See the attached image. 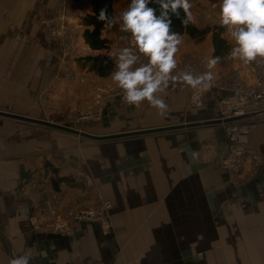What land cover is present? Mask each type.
Masks as SVG:
<instances>
[{
    "label": "crops",
    "instance_id": "obj_1",
    "mask_svg": "<svg viewBox=\"0 0 264 264\" xmlns=\"http://www.w3.org/2000/svg\"><path fill=\"white\" fill-rule=\"evenodd\" d=\"M80 1L68 0L69 4L75 5L66 6L65 12V8H60L62 0H0V77L5 76V54L6 66L11 64L13 67L15 62L20 64L22 61L17 69L12 70L15 76H10L18 78L9 81L12 89H7L14 96L12 100H6L7 104H12V108L7 109L10 113L35 117V113L19 111L14 104H20V95L26 97L31 104L37 91L35 78L44 77L48 68L53 70L57 67L62 39L52 36L51 31L63 25L64 21H73L81 36V19L90 11L91 5L89 0H83L84 4L80 6ZM189 1L207 4V0ZM191 10L193 11L192 7L190 12ZM218 11L216 9L209 15L194 11L197 16L203 13L207 17L201 23L195 21V24H219L216 20L220 16ZM128 34L120 31L119 23L112 27L104 25L101 35L109 41L106 53L114 60L121 48L128 47ZM181 35L183 43L176 53L177 61L181 58L200 57L206 64L213 53L211 34L200 41H195L186 34ZM222 36L228 45L224 57L234 46V40L225 27ZM82 45L89 53L90 50L83 41ZM18 46L21 51L14 60ZM238 62L239 60L222 59L212 71L215 76L223 75ZM113 71L115 68L106 77H100L99 81L116 84L111 78ZM20 73L25 77L22 82L19 80ZM242 75L247 81L252 79L248 69L243 70ZM190 91L191 86L182 81L170 82L165 92L160 94L167 104L164 115L147 100L137 107L124 102L122 94L116 95L103 104L101 118L89 123V130L85 127L83 130L102 135L216 118L217 101L224 93L215 88L209 89L203 95L200 106H191ZM3 108L5 109L0 105V110ZM5 122L17 125L12 134L7 130L0 134V229L2 250L9 261L14 255L30 252L33 257L30 264H127L122 260L117 240L121 233L116 223L121 218L113 214L119 196L132 212L134 209L142 212L143 207L147 206L148 211L157 215V220H162L159 217L162 205H171L172 211L174 207L178 209L180 189L193 199L196 181L198 188L208 190L214 186L211 184L212 180L221 186L226 184L235 191L238 201H244L257 195V184L264 179L261 171L248 184L230 185L229 172L218 160L208 158L209 162H203L204 148L215 146L219 154L224 149L226 140L221 124L92 140L57 128L0 116V128L4 129ZM19 124L32 127V131L25 134V141L23 134H19ZM242 141L259 151L264 165V121L256 124ZM207 152L210 156V152ZM68 165L91 173L103 194L111 200L112 225L108 233L104 234L95 222L73 224L70 235L36 230L28 222L29 215L38 212L52 193L58 194L61 202L78 207L89 206L94 202V195L86 191L82 182L71 177L72 180L69 181L60 178L58 169ZM163 189L169 190L171 196H162V193L159 196L158 191ZM224 204L225 202L220 205L221 211ZM138 205L139 208H134ZM177 219L179 220L178 214ZM168 227L173 229L175 226L171 222ZM6 228L12 238L11 244L10 241L8 244L5 242L8 236Z\"/></svg>",
    "mask_w": 264,
    "mask_h": 264
},
{
    "label": "rangeland",
    "instance_id": "obj_2",
    "mask_svg": "<svg viewBox=\"0 0 264 264\" xmlns=\"http://www.w3.org/2000/svg\"><path fill=\"white\" fill-rule=\"evenodd\" d=\"M220 2L221 0H207L206 5H202L199 1H196V3L190 2L195 21L198 23L205 21L207 17L204 14H212L216 9L219 10L220 14ZM130 3L131 0H115L114 16L119 17ZM78 4L83 6V0ZM71 5L75 4H69L68 0H62L60 8H65L66 12V6ZM194 11H201L204 14L197 16ZM218 18L216 20L220 22V16ZM63 31L67 33L66 39H64ZM130 34H128V39L131 37ZM51 35H56L62 39L61 56L58 54L57 67L53 70L48 68L44 77L37 76L35 78L37 91L36 95L34 94L35 100L30 101L31 104H29L26 97L23 98L20 95V104H14V106L19 111L35 113V117L32 116V118L65 126L68 130L63 131L67 133L78 136L81 135L75 132L90 133L83 130V128L87 129L89 123L98 120L94 118H96L95 115L99 108H101L102 116L104 106L97 104L99 99L96 85L105 81H99L101 80L99 76L86 68H82L76 60L78 56L85 55L87 52L83 49L81 36L77 32L75 22L66 23L64 21L63 25L51 31ZM17 49H15L14 60L17 59L21 51H19V46ZM6 56L5 54L3 61L5 76L0 77V105L5 107L0 111L5 112L9 111L7 109L12 108V104H7L6 100H12L11 98L14 96L8 93L7 89L9 91L12 89L9 81L18 79L11 77L15 76L12 70L17 69L19 64L15 62L13 67L11 64L6 66ZM21 64L22 61L19 65ZM20 76L19 80L22 82L25 77L23 78L21 73ZM24 87L27 89V86ZM100 98L102 99V97ZM23 102L28 104H23ZM80 115H86L88 118L80 119ZM15 125L11 122H5L4 129L0 128V134L6 130L12 134ZM18 126L19 134H23V141H25V138L27 139L25 134L31 132L32 127H30L31 125L27 127V125L23 126L22 124ZM244 143L256 151L258 163L254 167H249L241 177L235 176L234 178L229 173L230 185L248 184L261 171L264 173V165L259 151L252 145ZM203 162L209 161L205 159ZM58 172H60L58 174L61 177L66 178L68 181L69 179H76L82 182L89 194L94 195V192H99L103 198L111 202L98 187L91 173L81 171V169H76L71 165L62 167L61 170L58 169ZM87 176L93 178L94 185L87 183ZM211 184H214V186L208 190L198 188L196 181L193 199L191 195L187 197L184 190L180 189L178 209L174 207L172 211L171 205H162L159 215L162 220H157V215L148 211L147 206L143 207L144 211L142 212L137 209L132 212L123 203L122 197L119 196L118 198L117 196L119 201L113 208V214L121 218L116 225L121 233L118 235L117 240H119L118 245L122 252L123 262L127 264H264V179L257 184V195L244 201L243 199L238 201L235 191L231 187L229 188L228 185H218L217 182L214 183V180ZM162 191H158L159 196L160 193H162V196H171L168 193L169 190L163 189ZM224 202V210L221 211L220 205ZM81 207L88 206L82 205ZM134 208H139V205ZM176 214H178L179 220H176ZM170 221L175 226L173 229L168 227ZM110 229L111 226L104 234L108 233ZM6 231L8 236L7 239L5 238V242L8 244L10 241L11 244L12 238L8 228H6ZM2 243L0 229V264H9V257L2 250Z\"/></svg>",
    "mask_w": 264,
    "mask_h": 264
},
{
    "label": "clouds",
    "instance_id": "obj_3",
    "mask_svg": "<svg viewBox=\"0 0 264 264\" xmlns=\"http://www.w3.org/2000/svg\"><path fill=\"white\" fill-rule=\"evenodd\" d=\"M148 4L149 0H131L119 17L107 16L106 9H101L98 16L107 26L119 23L121 32L131 33L132 46L119 50L115 71L111 73L112 80L123 90V100L127 104L138 107L147 100L164 115L167 104L160 94L170 82L182 81L193 89L203 85L206 90L215 80L212 69L222 59L264 62V0H221L220 23L228 30L234 46L224 57L209 58L206 61L208 70L200 74H194L187 66L176 72L178 61L175 57L183 37L171 29L169 13L178 16L179 9H183L185 27L195 23L189 0H160L159 16ZM141 55L147 58V63L141 61ZM32 259V254L26 252L14 255L9 264H30Z\"/></svg>",
    "mask_w": 264,
    "mask_h": 264
},
{
    "label": "built area",
    "instance_id": "obj_4",
    "mask_svg": "<svg viewBox=\"0 0 264 264\" xmlns=\"http://www.w3.org/2000/svg\"><path fill=\"white\" fill-rule=\"evenodd\" d=\"M63 34L66 39L67 33L63 31ZM127 44L128 47L132 46V37L128 39ZM141 61L145 63L147 58L141 55ZM186 66L190 67L194 74L207 71L206 64L200 57L181 58L176 72L185 70ZM247 69L252 75L250 81L245 80L242 75V71ZM212 88L224 93L217 101V118L222 120L226 144L220 154L215 146H208L204 148L203 155L205 159L218 160L232 177H241L249 167H254L258 163L256 151L246 145L242 138L256 124L264 121V62L243 63L239 60L227 73L215 76L214 82L208 89L203 90V85L197 89L191 87L189 104L200 106L203 95ZM96 89L98 105H103V102L116 95H123V90L117 84L97 83ZM95 117L94 119L99 120L101 108L97 110ZM87 118L86 115H80V119ZM227 118L235 119L223 122ZM207 151L210 152V156ZM86 179L88 184L94 185L92 177L87 176ZM94 195L93 204L88 207H78L71 203H62L60 197L52 193L38 212L29 215L30 225L36 230L70 235L73 224L95 222L102 231L107 232L111 226L112 204L99 192H94Z\"/></svg>",
    "mask_w": 264,
    "mask_h": 264
},
{
    "label": "trees",
    "instance_id": "obj_5",
    "mask_svg": "<svg viewBox=\"0 0 264 264\" xmlns=\"http://www.w3.org/2000/svg\"><path fill=\"white\" fill-rule=\"evenodd\" d=\"M90 11L84 14L81 19L82 31L81 38L83 43L89 48L90 52L77 57V61L82 68H86L99 77H106L114 68L115 60L106 53L109 47L108 39L102 37V29L106 24L105 21L98 19L101 9H106V15L114 17L115 0H89ZM149 7L160 15L162 9L160 0H149ZM171 18V29L180 34H186L189 38L200 41L207 34H211V43L213 46V56H221L227 51V41L222 36L224 27L220 24H205L197 26L195 23H189L186 27L182 23L185 18L183 9H179V15L169 13ZM94 26V28H93ZM61 179H65L61 177ZM55 185V183L53 184ZM56 187V185H55Z\"/></svg>",
    "mask_w": 264,
    "mask_h": 264
},
{
    "label": "water",
    "instance_id": "obj_6",
    "mask_svg": "<svg viewBox=\"0 0 264 264\" xmlns=\"http://www.w3.org/2000/svg\"><path fill=\"white\" fill-rule=\"evenodd\" d=\"M0 116L4 117H9V118H15L19 120H24L36 124H42L45 126H49L52 128H57L60 130H68L65 126H61L58 124L50 123L45 120H40V119H35V118H30L10 112H5V111H0ZM235 118H227L223 120L225 121H230ZM222 120L219 118H210V119H203V120H198L195 122H187V123H181V124H173V125H166V126H159L155 128H147V129H140V130H130V131H125V132H116V133H110V134H102V135H97V134H91L87 132H75L78 133L79 135L92 139V140H106V139H115V138H121V137H127V136H135V135H141V134H146V133H153V132H162V131H172V130H178V129H183V128H189V127H196V126H203V125H211V124H221Z\"/></svg>",
    "mask_w": 264,
    "mask_h": 264
}]
</instances>
